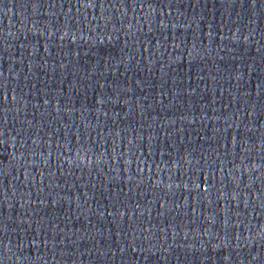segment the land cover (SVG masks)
<instances>
[{
    "label": "water",
    "instance_id": "obj_1",
    "mask_svg": "<svg viewBox=\"0 0 264 264\" xmlns=\"http://www.w3.org/2000/svg\"><path fill=\"white\" fill-rule=\"evenodd\" d=\"M0 264H264V188L125 0H0Z\"/></svg>",
    "mask_w": 264,
    "mask_h": 264
}]
</instances>
